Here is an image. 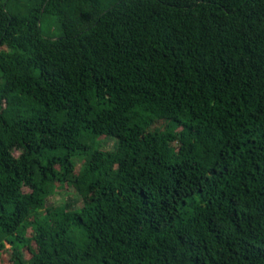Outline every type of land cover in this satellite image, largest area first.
<instances>
[{
	"label": "trees",
	"instance_id": "1",
	"mask_svg": "<svg viewBox=\"0 0 264 264\" xmlns=\"http://www.w3.org/2000/svg\"><path fill=\"white\" fill-rule=\"evenodd\" d=\"M0 264H264V0H0Z\"/></svg>",
	"mask_w": 264,
	"mask_h": 264
},
{
	"label": "rangeland",
	"instance_id": "2",
	"mask_svg": "<svg viewBox=\"0 0 264 264\" xmlns=\"http://www.w3.org/2000/svg\"><path fill=\"white\" fill-rule=\"evenodd\" d=\"M42 29L45 34V36L57 38L61 35V27L60 24L56 18V16L51 14H46L43 18L42 22ZM96 142V146L100 148H106V149H113L116 147V140L110 139L106 137H97L94 139ZM20 152L16 151L15 155H19ZM77 162L79 168H82L83 164L85 163V157L79 156L77 157ZM66 188H68L66 191H62L57 193L56 195L52 196L50 198V202L52 203H64L66 202L69 195H74L75 197H78L77 189L76 187L72 186V184L67 185Z\"/></svg>",
	"mask_w": 264,
	"mask_h": 264
}]
</instances>
